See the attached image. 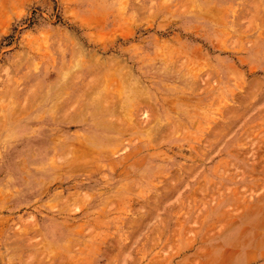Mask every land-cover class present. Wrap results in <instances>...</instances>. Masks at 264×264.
I'll return each instance as SVG.
<instances>
[{
  "label": "rangeland",
  "instance_id": "374dc122",
  "mask_svg": "<svg viewBox=\"0 0 264 264\" xmlns=\"http://www.w3.org/2000/svg\"><path fill=\"white\" fill-rule=\"evenodd\" d=\"M0 264H264V0H0Z\"/></svg>",
  "mask_w": 264,
  "mask_h": 264
},
{
  "label": "bare ground",
  "instance_id": "6f19581e",
  "mask_svg": "<svg viewBox=\"0 0 264 264\" xmlns=\"http://www.w3.org/2000/svg\"><path fill=\"white\" fill-rule=\"evenodd\" d=\"M193 1V0H192ZM105 105V104H104Z\"/></svg>",
  "mask_w": 264,
  "mask_h": 264
}]
</instances>
